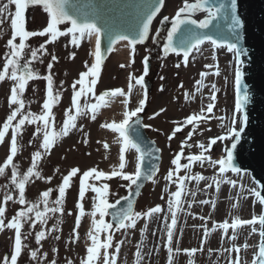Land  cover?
Here are the masks:
<instances>
[{
    "label": "rangeland",
    "instance_id": "1",
    "mask_svg": "<svg viewBox=\"0 0 264 264\" xmlns=\"http://www.w3.org/2000/svg\"><path fill=\"white\" fill-rule=\"evenodd\" d=\"M183 5L184 0H165L151 38L148 42L137 44L134 51L127 41L123 42V53L120 57L115 58L116 50H114V47L102 64L98 83L95 86V93L99 95L103 90L119 88L124 92V95L108 98L109 103L96 113L95 120L91 118L92 114L90 112L78 116L77 127L72 129L67 136H58L50 152L42 154L37 167L41 177H32L26 185V200L29 203L36 202L43 191L51 189L48 198L49 207L54 206V201L58 198V186L62 183L63 176L72 167H78L80 173L73 178L71 187L66 190L63 213H49L45 225L37 223L34 227H30L29 223H24L22 232L25 238L22 242L26 247L22 250L17 264H50L53 260L56 264H67L68 261H71L72 264H80L81 259L86 256V248L91 244L88 232L92 229V220H98L99 214L97 213L95 217L91 215L93 197L96 195L91 189L85 193L82 201L79 200L80 176L83 171L93 167L105 173H110L114 168L118 169L119 148L121 147L119 134L102 127V125L122 120L126 108L127 110H133L137 107L139 100L145 98V93L147 99L142 112L143 124L150 125L145 129L159 146L162 159L158 172L153 178L155 182L149 181L145 185L136 201L135 211L146 212L156 205H160L163 211L153 214L151 217H142L137 221L135 228L114 231L113 246L108 249L109 254H116L117 264H136V252L139 250L141 252V264H168L167 226L171 223V214L168 211L166 202L168 193L176 190V185L165 179L168 171L174 167L171 160L181 151H183L185 157L198 154L201 151L198 147L200 143H204L207 147L210 139L224 136L225 139H217L216 143L212 144L206 153L211 157L212 163L208 161L203 164L196 163L189 170L190 174L203 175L205 179L186 182L188 191L182 197V207L177 212V224L173 229L172 247L174 251L172 264H188L189 260H194V264H229V260H235L237 254L235 251L227 252L225 249L232 248L233 244L240 247L239 264L243 260L242 254L245 248L239 237L242 234V229L249 225L237 227L234 241L229 239L233 234L231 228L225 234L223 229L214 228V225L215 222L219 224L225 220L231 224L234 218L246 219L250 217L251 219L253 215H257L255 209H243L241 204L244 197L251 203L256 204L254 203L256 198L251 190L257 189L249 174L232 172L231 170L225 172L226 180H233L236 183L235 186L228 184L232 194L228 195L229 202L225 204L224 209L218 215H213L209 211L206 212L204 210L205 204L200 203V201L205 200L207 194H210L208 185H214V175L220 178L224 174L219 172V165H215L214 162L223 158L225 142L232 141L233 133L231 129H236L241 125V113L234 111L235 68L237 63L234 55L227 51L226 46L223 48L214 47L210 42H205L201 46L211 45L216 50L215 54H198L193 50L189 55L187 64H185L182 55L174 53L165 55L162 46L167 28L164 32L163 42L157 39L153 45L157 29L164 17L173 18ZM10 10L14 14L15 6H10ZM200 16L202 15L200 14ZM25 19L26 30L29 31L42 30L46 26L44 17L33 9L26 10ZM59 27L62 31L65 29V25ZM10 35V21L6 19L5 23L0 25V68H2L3 54L7 50L5 42ZM46 39H49V37L36 36L30 38L27 43L31 47H38ZM70 41L71 36L66 35L58 37L56 41L45 45L47 51L40 56L39 60L32 63L39 78L29 81L22 97L25 100L24 111L39 115L42 111L43 102L47 98V81L43 77L51 74L54 93L58 92L60 94L59 101L53 105L52 109L53 124L57 131L63 125L65 111L72 107L73 82L78 80L80 73L91 67L95 60V36L85 37L81 40L79 46L73 45ZM72 53H75V55L72 56ZM52 55L57 56L56 61L51 60ZM149 55L150 68L144 77L150 80L151 88L146 90L144 85H137L135 80L144 75V57ZM50 62L53 64L51 70L47 67ZM85 62H87V67ZM225 63L229 65L230 69L234 68V71L222 75L219 80L217 78L213 81L218 91L216 92L217 99L214 110L211 114H208L211 119L199 122L195 131H193L192 125H185L180 132L169 140L168 137L173 130L177 126L184 125V121L189 115L199 114L200 110L202 108L206 109L207 104L211 102V83L209 84L211 87L205 93L204 87L207 75L201 77L200 73H216L217 68L221 72ZM209 64L212 65L211 68L207 67ZM200 80L203 81L202 86L197 83ZM12 84L13 81L9 79L0 82V126H2L11 110L16 107V105L9 104ZM130 84L132 88L129 92ZM79 87L77 85V88ZM126 99L129 101L127 106L123 103ZM85 102L93 103L95 98L92 94H88L87 97L82 96L80 99L81 105H84ZM115 104L116 106L113 107ZM161 109H164V111H161ZM73 111H75L74 108ZM157 112H159V115L154 116V113ZM112 117H114L113 120ZM234 119L235 123H233ZM36 126V124H26L22 136L19 138L21 148L14 157L13 163L17 166L21 175L31 166L32 154L40 149L42 143V136L33 135ZM190 131H193L191 139H188V144L191 146H185L182 149V142L188 138ZM10 137L11 129L6 134L4 142L0 143V166H3L7 155L10 154ZM105 144L108 145L107 148L104 147ZM137 155L134 149L125 152L126 167L124 171L129 173L135 171V158ZM181 162L186 163L187 161L182 159ZM11 168L12 166L9 165L5 169V173L0 175V205L6 207L4 215L6 223L17 211L24 207L18 203V191L11 184ZM179 175H185V171L181 169ZM49 177L51 179H48ZM89 183L96 186L107 183L109 185L108 200L110 203H115L131 191L127 187L129 182L120 177L102 178L98 181L90 179ZM242 190L245 194L243 197ZM193 191L195 196L192 195ZM5 195H11L13 199L5 202ZM78 201L83 204L85 214L81 217L80 226L77 228L75 218L79 214L76 207ZM233 204L238 206L234 208L232 207ZM40 210H43L42 204ZM104 219L110 221V215ZM193 221L199 224H191ZM53 225H56L59 231L53 230ZM190 225L197 227L196 238L195 234H193L194 238H187ZM250 227L252 231L254 226L250 225ZM42 228L47 230L46 238L37 243L35 234ZM205 228L209 230L207 236H205ZM73 229L76 230L75 233ZM214 233H217L218 238H211ZM105 235L103 232L100 233L101 241L105 239ZM56 237H59V239H56ZM118 242H122V244L117 254L115 245ZM13 245L14 230L4 229L0 231V264H4L6 256L10 264ZM177 248L181 251L176 252ZM191 248H197L198 251L194 256H186L183 250ZM199 249H202V251ZM33 250L38 253L36 258L30 255ZM100 252L99 264H103L104 249H101ZM248 260L249 257L246 258V261Z\"/></svg>",
    "mask_w": 264,
    "mask_h": 264
},
{
    "label": "snow or ice",
    "instance_id": "2",
    "mask_svg": "<svg viewBox=\"0 0 264 264\" xmlns=\"http://www.w3.org/2000/svg\"><path fill=\"white\" fill-rule=\"evenodd\" d=\"M165 0H146L137 15L134 23L128 25H118L105 20L101 17L98 11H85L82 7L73 3L72 0H0V25L5 23L7 19L10 21L11 35L5 42L6 52L3 54L2 68H0V82L9 79L13 81L10 89L9 104L16 105L10 114L7 115L5 121L0 126V143L4 142L6 134L11 129L10 137V154L7 155L3 166H0V175L5 173V169L11 165V184L18 191V203L23 205L15 215L5 222L6 207L0 205V231L4 229L14 230V245L11 252L10 264H17L18 258L21 256L22 250L26 247L23 244L24 234L22 228L24 223H29L30 227H34L37 223L45 225L49 218V213H63L64 201L66 196V190L71 187L72 180L80 173L78 167H72L66 175L62 178V183L58 186V198L54 201V206L49 207V196L51 189L43 191L39 199L34 203H29L26 200V185L30 182L32 177H41L40 171L37 170L38 163L42 158L43 153L50 152L53 148L58 136H67L70 131L77 127V118L81 114H87L90 112L91 118L96 119V113L109 103L111 97L117 95H124V92L117 88L115 90H106L96 95L95 86L98 83V78L101 73L102 67V54H101V35L108 41V51H111L113 46L119 41H127L128 44L135 50L137 44H142L149 36V28L153 18L160 12ZM15 6L14 14L10 10V6ZM33 9L40 13L44 17V23L46 24L42 30L29 31L26 30V10ZM196 11L206 12V16L203 20L197 22L191 19V14ZM167 16L164 20H168ZM223 20L225 23L221 24ZM65 25V29L62 31L59 27ZM70 25V26H68ZM181 25L185 27L181 28ZM195 25L196 27H192ZM212 26L216 30V38L207 32H201L200 29H209ZM227 29L228 35H220V33ZM242 28V21L237 15V0H195L190 3L189 0H184V5L176 12L175 17L172 20L171 29L167 33V43L164 45V53L175 52L177 54L182 53L184 62L187 64L190 53L200 51V46L205 41H209L214 47L223 48L226 46L227 51L232 53L237 61V67L235 68V102L234 111L243 113L245 106L249 102V89L247 85L242 84V70L240 64L242 56H245L246 50L239 46V40L241 39L239 30ZM70 35L71 43L79 46L82 39L85 37L91 38L95 36V62L88 67L84 72H81L79 79L72 84V107L65 111V119L63 125L59 131H57L53 124V105L60 99L58 92L54 93L53 89V77L51 74L43 77L47 81V98L42 105V111L39 115L32 112H25V100L22 98L25 92L26 86L29 81L39 78L37 71L33 68V61L40 59V56L47 51L45 45L50 42H54L58 37ZM45 37L48 36L44 43L39 44L38 47H31L27 42L32 37ZM18 40V42H17ZM75 53H72L74 56ZM52 61L57 60L56 55L51 56ZM148 60L149 57H144V75L135 80L137 85H144V76L148 73ZM42 62V61H41ZM87 67V62H85ZM48 69L51 70L53 64H48ZM123 67V65H121ZM179 67V65H177ZM207 67L211 68L209 64ZM219 75V69L215 73ZM201 77L207 75V73H200ZM202 86L203 81L197 82ZM77 85L80 87L77 88ZM132 85H129V92ZM218 89L215 84H212V95L206 109L202 108L199 114H191L184 121V125L177 126L172 134L168 137L171 140L178 132H180L185 125H192L193 131H195L199 122L206 119H211V114L215 107V101L217 99L216 92ZM88 94H92L95 98V102L81 105L80 99L82 96L87 97ZM147 95L145 98L140 99L138 106L133 110H126L123 113V119L119 122L113 121L111 123H105L102 125L104 128L111 129L119 134V165L118 169L114 168L110 173L104 171H98L93 167L89 170L83 171L79 180V200L82 201L85 197V193L91 189L96 195L93 197V211L91 215L95 217L99 214V219L92 220V229L88 232V236L91 240L90 246L86 248V256L81 259L80 264H99L101 249H104L103 264H117L116 254L110 255L108 249L113 246L114 231L126 230L129 228H135L137 221L142 217H151L153 214L161 213L163 209L160 205L149 208L146 212L134 211L133 202L128 197H122L121 199L127 200V206L117 208L120 201L110 203L108 200L109 185L103 183L102 186H96L90 184L89 180H101L102 178L110 179L112 177H120L125 181H128V189L132 190L133 186H136V194H139L141 185L138 183L142 178L144 180L154 181V176L158 171L156 164H152L147 171L144 170L143 165L146 157H151L153 152H159V149L154 147H147L139 137V126L141 119L139 114L144 111L146 105ZM128 100H124L125 106L128 104ZM73 108L75 111H73ZM164 111V109H161ZM159 115V112L154 113ZM243 120H247V116L243 115ZM235 123V119L233 120ZM26 124H36L34 136H42V143L40 149L32 154L31 166L21 175L18 172L17 166L13 163L14 157L17 155L21 148L19 144V138L22 136V131ZM144 127H150V125H144ZM193 131L188 133V138L182 142L181 148L191 145L188 144V139H191ZM242 131V129H241ZM136 133V138H133L131 133ZM234 134L233 138L238 139V133L235 128L231 129ZM221 136L218 138L210 139L208 146L204 143L198 145L201 151L198 154H191L184 156L183 151L175 155L171 160V164L174 166L167 173L165 179L176 185V190L168 193L167 208L171 214V223L167 226V252H168V264H172L173 260V229L177 224V212L182 207V197L185 195L187 189V181H201L204 180L203 175H192L189 170L196 163L203 164L205 161L212 163L211 157L206 155L212 144L216 143L217 139H225ZM31 142V141H30ZM87 143V141H85ZM108 147L107 144L104 145ZM235 148V144H233ZM134 149L138 154L136 156L135 171L132 173L124 171L126 167L125 152ZM182 159L186 160V163H182ZM215 165H219V172L225 173L229 170L239 173L240 169L236 168L233 164V153L227 152L226 158L216 160ZM183 169L185 175H179V172ZM48 179H51L50 177ZM217 190L220 187V179L214 181ZM227 184L235 186V181L227 180ZM212 185H208L211 187ZM242 187V186H241ZM252 194L256 198L254 203H259L262 206L261 213L253 215L251 219L234 218L232 223L229 224L227 220L223 223L214 225V228L223 229L227 234L229 228L233 230V234L229 237L230 240L236 239V232L238 226L253 225L252 232H259V244L258 252L255 253L251 264H264V194L262 191L252 189ZM195 196V192H192ZM13 197L11 195H5L4 201H10ZM201 204H212L213 209L216 207L215 201L202 200ZM43 205V210H40V205ZM237 204H233L232 207H237ZM77 209L79 214L75 218L76 227L78 228L81 223V217L84 216L85 210L81 202H77ZM112 211H109V210ZM34 213V216H33ZM71 215V213H69ZM111 216L110 221H106V216ZM203 219V218H202ZM62 222V221H58ZM259 224V229L255 227ZM53 230L59 231L56 225H53ZM46 229L42 228L35 234V239L39 243L42 239L46 238ZM75 229L73 232L75 233ZM144 231L143 229L141 230ZM105 233V239L101 241L100 233ZM209 234V230L205 228V236ZM59 239V237H56ZM122 242H118L115 245V251L118 254L120 251ZM244 247H247L245 244ZM202 251V249H199ZM176 252L181 250L177 248ZM198 251L197 248L184 249L183 252L186 256H194ZM227 252L235 251L237 257L235 260H229V264H239V252L240 247L233 244L232 248L225 249ZM30 255L36 258L37 251H31ZM4 264H9L8 257H5ZM50 264H56L53 260ZM67 264H72L68 261ZM136 264H141V252H136ZM188 264H194V260H189Z\"/></svg>",
    "mask_w": 264,
    "mask_h": 264
},
{
    "label": "water",
    "instance_id": "3",
    "mask_svg": "<svg viewBox=\"0 0 264 264\" xmlns=\"http://www.w3.org/2000/svg\"><path fill=\"white\" fill-rule=\"evenodd\" d=\"M72 2L82 7L85 11H98L103 19L112 23L128 25L135 22L137 15L140 12V8L146 3V0H72ZM224 2H227V0H224ZM162 9L163 7H161L160 12ZM160 12L157 13L151 22L148 39ZM196 12L198 13L195 15V12L191 14V19L196 20L194 18L195 16L204 13V11ZM237 15L242 21V28L239 30L241 37L239 40V46L244 48L247 53L245 56L241 57V60L243 61L240 66L243 73L241 83L247 85L249 89V102L245 106L244 112L241 113V125L236 128L238 139L233 138L231 142H225L223 158H226L227 152L231 151L233 153L234 166L239 168L242 172L249 173L253 182L258 187L257 191H262V194H264V0H237ZM204 18L205 16L200 20H203ZM170 20V18L165 20L168 22L162 32L157 29L153 45L157 39L163 42L166 28H170L172 25ZM200 20L196 21L199 22ZM220 23L224 24L225 22L221 20ZM163 25L164 24L162 23L161 29ZM183 27L185 26L181 25V28ZM192 27L196 26L193 25ZM199 31L207 32L208 34L213 35L214 38H216L217 35L216 30L212 26H210L209 29H200ZM220 35H228L227 29L225 28V31L220 33ZM148 39L144 42H148ZM166 43L167 36L162 47L163 50ZM111 51H108V41L102 34V61H105ZM168 53L170 54L171 51ZM180 54L183 55L182 53ZM148 68H150L149 60ZM144 81L146 88L150 89V80L144 79ZM243 115L247 116L246 121L243 120ZM139 116L141 124L135 127L139 128L140 139L147 147L159 149V152H153L151 157L145 158L143 168L147 171L152 164H156L159 168L161 163V150L157 143L150 138L146 132L143 124V115ZM131 134L133 135V138H136V133L133 132ZM232 136H234V134H232ZM233 144H235V148H233ZM148 181L149 180H144L143 178L138 181L141 185L138 195L136 194V186L134 185L129 194L124 196L132 200L134 210L136 201ZM119 201L120 203L116 206L117 208L127 206V200L120 198ZM109 211L112 210L110 209Z\"/></svg>",
    "mask_w": 264,
    "mask_h": 264
},
{
    "label": "bare ground",
    "instance_id": "4",
    "mask_svg": "<svg viewBox=\"0 0 264 264\" xmlns=\"http://www.w3.org/2000/svg\"><path fill=\"white\" fill-rule=\"evenodd\" d=\"M201 15L202 16H200V15L199 16H195L194 18L196 20H199L201 17L206 16V12L202 13ZM123 42H126V41H120L115 46V49H114V50H116L115 58L120 57L121 53H123V50H124V43ZM215 52H216V50L213 49L211 47V45L200 46V51H196V53H198V54H206V53L215 54ZM94 62H95V60H94ZM223 67H224V69L221 72H219V75H216L213 72H209L207 74L206 84H205V87H204V92L205 93H207L208 89L212 86L214 80H216L217 78L219 80L222 75L234 71V68L230 69V67H229V65H227V63H225ZM210 83H211V86H209ZM205 99H206V95H205ZM115 106H116V104L113 107H115ZM111 119L113 120L114 117H112ZM217 179H220L219 190H217L215 183H213L214 185L211 184L212 187H210V189L208 190V192H210V194H207L205 196V200L215 201L216 202L215 209H213L211 203H209L208 205L205 204V206H204V210L206 212L209 211L210 213H213V215H218L219 212L224 209L225 204L229 202L228 201L229 200V196L228 195H230V193L232 194L231 189L229 188L228 184L226 183V181H227L226 180V174L225 173L222 174L220 178L217 177V175H214V180H217ZM254 186H255L256 189H258V187H257V185L255 183H254ZM242 192H243V190H242ZM244 195L245 194L243 192L242 193V197ZM211 196H212V198H211ZM241 204H242V208L243 209H248V210H254L255 209L257 211V216L261 213V205H259L258 203H256V204L251 203L246 197H244V199L241 200ZM246 219H250V217L246 218ZM191 224L197 225L199 223L196 222V221L195 222L193 221ZM216 224H217V222H215V225ZM251 226L253 227V225H251ZM196 228L197 227H193V225H190L188 227V236H187V238H191V239L194 238L193 234H195V238H196V231H197ZM256 228L259 229V225L258 224H256ZM217 229H215V230H217ZM250 229H251L250 225L246 226V228L242 229L243 230L241 232L242 234H240V237H239V239L242 241V243L244 245L245 244L247 245V247H244L245 250H243V254H242L243 260L241 261L240 264H251V261L254 258L255 253L258 250V242H259L258 231H257V234H255ZM213 232H214V230H213ZM211 238H218L217 233H214ZM247 257H249L248 261H246Z\"/></svg>",
    "mask_w": 264,
    "mask_h": 264
}]
</instances>
